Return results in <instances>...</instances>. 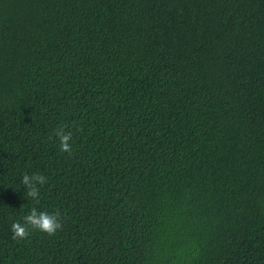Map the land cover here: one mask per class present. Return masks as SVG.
<instances>
[{"label": "trees", "instance_id": "trees-1", "mask_svg": "<svg viewBox=\"0 0 264 264\" xmlns=\"http://www.w3.org/2000/svg\"><path fill=\"white\" fill-rule=\"evenodd\" d=\"M0 264H264V0H0Z\"/></svg>", "mask_w": 264, "mask_h": 264}, {"label": "clouds", "instance_id": "clouds-1", "mask_svg": "<svg viewBox=\"0 0 264 264\" xmlns=\"http://www.w3.org/2000/svg\"><path fill=\"white\" fill-rule=\"evenodd\" d=\"M55 135L59 140L60 150L67 152L70 150L69 141L71 133L64 132L62 128L55 131ZM47 182V178L39 173H32L31 175L24 173L21 176L20 183L25 189L24 195L33 200L39 198V187ZM61 224L58 215L46 211H39L33 207L29 209L27 215L23 217V223L13 221L11 224V233L14 240H23L27 238L32 231H39L47 235H53L59 230Z\"/></svg>", "mask_w": 264, "mask_h": 264}]
</instances>
